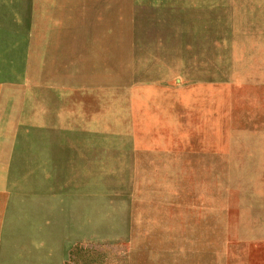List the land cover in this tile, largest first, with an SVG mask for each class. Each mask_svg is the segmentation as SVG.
Here are the masks:
<instances>
[{"label":"rangeland","instance_id":"obj_1","mask_svg":"<svg viewBox=\"0 0 264 264\" xmlns=\"http://www.w3.org/2000/svg\"><path fill=\"white\" fill-rule=\"evenodd\" d=\"M0 264H264V0H0Z\"/></svg>","mask_w":264,"mask_h":264}]
</instances>
